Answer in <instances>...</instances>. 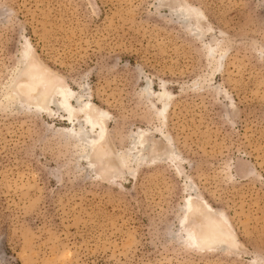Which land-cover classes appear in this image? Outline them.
Segmentation results:
<instances>
[{
	"label": "rangeland",
	"instance_id": "rangeland-1",
	"mask_svg": "<svg viewBox=\"0 0 264 264\" xmlns=\"http://www.w3.org/2000/svg\"><path fill=\"white\" fill-rule=\"evenodd\" d=\"M0 264H264V0H0Z\"/></svg>",
	"mask_w": 264,
	"mask_h": 264
},
{
	"label": "bare ground",
	"instance_id": "bare-ground-1",
	"mask_svg": "<svg viewBox=\"0 0 264 264\" xmlns=\"http://www.w3.org/2000/svg\"><path fill=\"white\" fill-rule=\"evenodd\" d=\"M188 6H186V8H187ZM185 8V9H186ZM184 9V11L182 12V14L184 15V17H188V15L189 14H191L194 10L193 9H191L192 11H189V10H185ZM194 13V12H193ZM146 88H148V87H146ZM56 91V94H58L59 96V101L61 102V108L65 111V116L66 117H68V118H66V120L67 119H71L72 118V115H73V105L71 104V103H69V99H70V92L67 90V88H65L64 86H58L57 87V89L55 90ZM168 94V93H167ZM160 96H162V97H164L165 98V96H166V93L165 92H162L161 91V94H160ZM159 96V97H160ZM52 95H50L49 96V98H47L48 100H47V103L49 104V103H51L52 101H53V99H52ZM167 97V96H166ZM161 98V97H160ZM43 103H41V102H38L36 105V107H44L43 105H42ZM167 106V105H166ZM86 107H87V104H81L80 105V108H79V110L81 111V115H82V117H84V123H87V125H88V127L90 128H94V132H96V135H95V137H94V140H97L99 137H101V135H103V133H104V128L102 127V126H100L101 124H102V119H103V115H105L106 113H105V111L103 112V111H100V110H97V109H93L94 111V114H92L91 112H88L87 110H86ZM46 108V107H45ZM162 109H160V111H161ZM79 111V112H80ZM105 119V118H104ZM76 132L78 133V135H80L81 134V136H83V135H86L87 133H85V131H84V129L82 128V127H80V129L79 130H76ZM84 137V136H83ZM81 138V137H80ZM140 138H141V136H140ZM91 141L93 142V139H91ZM91 141H87L88 142V146H92V142ZM189 205H190V203L189 202H186V204H185V206H186V208H185V212H189V210H191V209H189L188 210V208H189ZM192 206V205H191ZM187 232H186V234H185V236L187 237V239H188V241H189V243H191V244H196V245H199V244H201V242H200V240H199V238L197 237V235H196V233H194V230L193 229H188L187 228Z\"/></svg>",
	"mask_w": 264,
	"mask_h": 264
}]
</instances>
